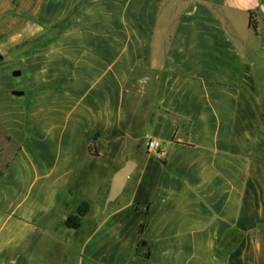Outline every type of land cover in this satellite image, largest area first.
<instances>
[{
	"label": "crops",
	"instance_id": "crops-1",
	"mask_svg": "<svg viewBox=\"0 0 264 264\" xmlns=\"http://www.w3.org/2000/svg\"><path fill=\"white\" fill-rule=\"evenodd\" d=\"M0 55V264L82 203L76 264H264V0H0Z\"/></svg>",
	"mask_w": 264,
	"mask_h": 264
},
{
	"label": "rangeland",
	"instance_id": "rangeland-1",
	"mask_svg": "<svg viewBox=\"0 0 264 264\" xmlns=\"http://www.w3.org/2000/svg\"><path fill=\"white\" fill-rule=\"evenodd\" d=\"M208 2H213V1H217V0H206ZM14 55V54H12ZM11 55V56H12ZM10 56V57H11ZM9 60H12V58H9L7 55H5V59L3 61H0V71L4 70V71H8L9 68ZM14 73V71H13ZM13 73L11 74V77L13 78V80H15L16 78L13 77ZM72 214H76V213H72ZM89 220L88 219H84V229L88 228L91 224H88ZM82 222H81V227L78 230H73L74 233H71V236L69 239H66V245L65 247L67 248H60L59 253H57L58 255H54L52 262L54 261V258L58 259V263L59 264H76V257L79 255V251L81 249V237H82ZM86 233V229L84 231Z\"/></svg>",
	"mask_w": 264,
	"mask_h": 264
},
{
	"label": "water",
	"instance_id": "water-1",
	"mask_svg": "<svg viewBox=\"0 0 264 264\" xmlns=\"http://www.w3.org/2000/svg\"><path fill=\"white\" fill-rule=\"evenodd\" d=\"M3 60L4 56L0 55V61ZM13 75L18 77L21 75V71L16 70ZM13 94L16 96H21L23 95V92L14 91ZM136 167L137 163L135 161L127 160L125 164L114 174L107 194V198L105 200V210L110 204L114 203L121 196L128 179L130 178Z\"/></svg>",
	"mask_w": 264,
	"mask_h": 264
},
{
	"label": "trees",
	"instance_id": "trees-1",
	"mask_svg": "<svg viewBox=\"0 0 264 264\" xmlns=\"http://www.w3.org/2000/svg\"><path fill=\"white\" fill-rule=\"evenodd\" d=\"M250 26L253 29H256L255 24L253 23V18L250 16ZM94 140V138H93ZM90 151L93 150V142H91L89 146ZM89 211V205L87 203H82L79 208L77 209L76 214H71L68 216V218L65 220L64 225L66 228L70 230H78L81 227L82 217H84ZM145 225L143 224L140 229V234L143 233ZM147 246L146 242L144 240H140L138 245V251L142 249L143 247ZM148 256V254H147Z\"/></svg>",
	"mask_w": 264,
	"mask_h": 264
},
{
	"label": "built area",
	"instance_id": "built-area-1",
	"mask_svg": "<svg viewBox=\"0 0 264 264\" xmlns=\"http://www.w3.org/2000/svg\"><path fill=\"white\" fill-rule=\"evenodd\" d=\"M146 147H147L148 152L152 154L158 160L163 161L167 155L166 149L161 144L155 141H152V140L148 141L146 144Z\"/></svg>",
	"mask_w": 264,
	"mask_h": 264
}]
</instances>
